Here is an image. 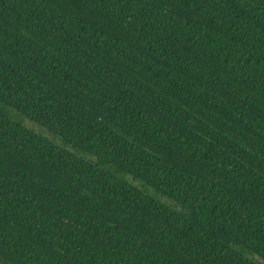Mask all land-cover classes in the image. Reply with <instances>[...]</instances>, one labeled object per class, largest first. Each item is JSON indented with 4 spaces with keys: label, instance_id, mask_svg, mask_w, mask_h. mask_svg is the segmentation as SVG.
<instances>
[{
    "label": "trees",
    "instance_id": "1",
    "mask_svg": "<svg viewBox=\"0 0 264 264\" xmlns=\"http://www.w3.org/2000/svg\"><path fill=\"white\" fill-rule=\"evenodd\" d=\"M0 103V264L264 260V0H0Z\"/></svg>",
    "mask_w": 264,
    "mask_h": 264
},
{
    "label": "rangeland",
    "instance_id": "2",
    "mask_svg": "<svg viewBox=\"0 0 264 264\" xmlns=\"http://www.w3.org/2000/svg\"><path fill=\"white\" fill-rule=\"evenodd\" d=\"M0 107H2V104L1 103H0ZM7 109H8V111L11 114H13L14 116H16V113L14 112V110L9 109V108H7ZM21 121H22V124L25 125L26 127H29L31 129H33L34 131L39 132L41 134H45L47 136H50V134L47 132L46 129H44V128H42V127H40V126L32 123L27 118H23V120H21ZM82 157L84 159L94 161L93 158L90 157L89 155H82ZM119 176L120 177H123L127 181L131 182L133 185H135V186H137L139 188H143L142 183L139 182V181L133 180L130 175L125 174V173H122V174H119ZM147 192L150 193V194H152L160 202H162V203H164V204H166V205H168V206H170L172 208L178 209V205L173 200L168 199V198L163 197V196H160V195H155V193H153V190H151V189H148ZM248 256L251 257L252 259H254L255 261L259 262L260 264H264V260L261 257L257 256L256 254H251L250 253V254H248Z\"/></svg>",
    "mask_w": 264,
    "mask_h": 264
}]
</instances>
